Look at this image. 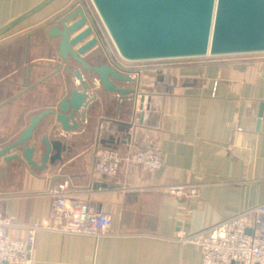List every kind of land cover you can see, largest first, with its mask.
Returning a JSON list of instances; mask_svg holds the SVG:
<instances>
[{
    "label": "crops",
    "instance_id": "crops-1",
    "mask_svg": "<svg viewBox=\"0 0 264 264\" xmlns=\"http://www.w3.org/2000/svg\"><path fill=\"white\" fill-rule=\"evenodd\" d=\"M40 1L0 0V27ZM80 5L92 8L87 0H50L0 34V147L31 116L79 88L72 73L58 69V38L49 39L48 28ZM91 10L103 45L83 57L115 63L133 77L116 84L135 92L90 88L96 97L69 131L46 115L28 143L41 146L46 135L62 139L66 149L44 169L0 157V203L15 222L8 235L24 237L28 225L43 222L54 187L69 179L73 193L110 213L108 232L93 237L38 228L31 261L22 264H202L199 246L178 241V230L207 227L264 200V51L127 61ZM67 65L81 69L72 59ZM98 145L123 155L152 148L165 166L141 173L123 165L114 175L99 173ZM34 157L39 161L41 154ZM177 184H196L199 192L191 198L169 193Z\"/></svg>",
    "mask_w": 264,
    "mask_h": 264
},
{
    "label": "water",
    "instance_id": "water-1",
    "mask_svg": "<svg viewBox=\"0 0 264 264\" xmlns=\"http://www.w3.org/2000/svg\"><path fill=\"white\" fill-rule=\"evenodd\" d=\"M50 0H42L0 27V34L35 12ZM104 30L119 56L127 61L159 60L206 55L240 54L264 51V0H90ZM80 5L50 21L48 37L58 38V69L72 73L79 81L55 107H45L30 117L29 123L13 140L0 147L5 161L23 159L30 166L44 169L60 160L66 145L62 139L41 138V146L30 144L35 127L49 114L62 130L77 128V113L85 119L86 110L96 95L93 87L121 96L135 88L120 87L116 81H131L115 63L93 64L83 56L103 45L92 10ZM72 59L83 70L72 69ZM98 78L99 83L94 79ZM98 85V86H97ZM41 154L40 160L35 154Z\"/></svg>",
    "mask_w": 264,
    "mask_h": 264
},
{
    "label": "built area",
    "instance_id": "built-area-1",
    "mask_svg": "<svg viewBox=\"0 0 264 264\" xmlns=\"http://www.w3.org/2000/svg\"><path fill=\"white\" fill-rule=\"evenodd\" d=\"M94 80L99 83L97 77ZM123 165L138 166L141 173L157 171L165 166L162 157L152 148L123 155L112 146L95 147L94 169L97 172L114 175ZM70 187L69 179L54 187L47 218L41 223L28 225L24 237L8 235V228L15 222L0 203V264L29 263L38 228L93 237L108 232L110 213L73 193ZM168 192L191 198L198 194L199 186L177 184L169 187ZM175 238L181 243L198 245L202 264H264V200L240 207L234 214L198 230L181 227Z\"/></svg>",
    "mask_w": 264,
    "mask_h": 264
},
{
    "label": "rangeland",
    "instance_id": "rangeland-1",
    "mask_svg": "<svg viewBox=\"0 0 264 264\" xmlns=\"http://www.w3.org/2000/svg\"><path fill=\"white\" fill-rule=\"evenodd\" d=\"M89 2V4L91 3L90 0H87Z\"/></svg>",
    "mask_w": 264,
    "mask_h": 264
},
{
    "label": "flooded vegetation",
    "instance_id": "flooded-vegetation-1",
    "mask_svg": "<svg viewBox=\"0 0 264 264\" xmlns=\"http://www.w3.org/2000/svg\"><path fill=\"white\" fill-rule=\"evenodd\" d=\"M88 61V60H87ZM89 62V61H88ZM89 63H91V62H89Z\"/></svg>",
    "mask_w": 264,
    "mask_h": 264
}]
</instances>
